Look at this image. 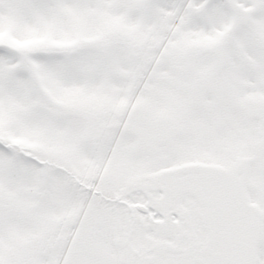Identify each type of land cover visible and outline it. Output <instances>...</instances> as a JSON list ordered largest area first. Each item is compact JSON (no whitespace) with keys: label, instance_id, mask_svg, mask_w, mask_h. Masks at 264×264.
<instances>
[{"label":"snow or ice","instance_id":"1","mask_svg":"<svg viewBox=\"0 0 264 264\" xmlns=\"http://www.w3.org/2000/svg\"><path fill=\"white\" fill-rule=\"evenodd\" d=\"M0 264H264V0H0Z\"/></svg>","mask_w":264,"mask_h":264}]
</instances>
